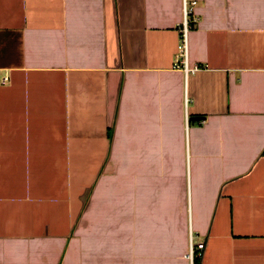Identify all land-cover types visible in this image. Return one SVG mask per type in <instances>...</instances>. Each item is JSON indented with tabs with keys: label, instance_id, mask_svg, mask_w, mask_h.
I'll list each match as a JSON object with an SVG mask.
<instances>
[{
	"label": "crops",
	"instance_id": "crops-1",
	"mask_svg": "<svg viewBox=\"0 0 264 264\" xmlns=\"http://www.w3.org/2000/svg\"><path fill=\"white\" fill-rule=\"evenodd\" d=\"M182 1L0 0V264H264V0Z\"/></svg>",
	"mask_w": 264,
	"mask_h": 264
},
{
	"label": "built area",
	"instance_id": "built-area-1",
	"mask_svg": "<svg viewBox=\"0 0 264 264\" xmlns=\"http://www.w3.org/2000/svg\"><path fill=\"white\" fill-rule=\"evenodd\" d=\"M195 5V2H187V0L182 1L183 9V22L179 30V45L177 48V59H176V68L181 69L185 75L189 74L192 71H196L197 68L190 69L188 66V55H187V34L189 31V17L192 14V7ZM7 79H4V82ZM205 250L204 243L193 244L191 236L189 238V252L188 259L190 262L193 261L196 257H201Z\"/></svg>",
	"mask_w": 264,
	"mask_h": 264
},
{
	"label": "trees",
	"instance_id": "trees-1",
	"mask_svg": "<svg viewBox=\"0 0 264 264\" xmlns=\"http://www.w3.org/2000/svg\"><path fill=\"white\" fill-rule=\"evenodd\" d=\"M193 263H194V264H199V261H198V260H194Z\"/></svg>",
	"mask_w": 264,
	"mask_h": 264
},
{
	"label": "water",
	"instance_id": "water-1",
	"mask_svg": "<svg viewBox=\"0 0 264 264\" xmlns=\"http://www.w3.org/2000/svg\"><path fill=\"white\" fill-rule=\"evenodd\" d=\"M194 120H195V121H199V118H195Z\"/></svg>",
	"mask_w": 264,
	"mask_h": 264
}]
</instances>
